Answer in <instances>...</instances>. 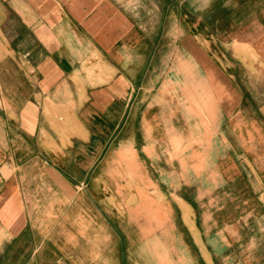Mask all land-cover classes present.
Returning a JSON list of instances; mask_svg holds the SVG:
<instances>
[{
  "label": "crops",
  "instance_id": "0c3cea01",
  "mask_svg": "<svg viewBox=\"0 0 264 264\" xmlns=\"http://www.w3.org/2000/svg\"><path fill=\"white\" fill-rule=\"evenodd\" d=\"M0 264H264V0H0Z\"/></svg>",
  "mask_w": 264,
  "mask_h": 264
},
{
  "label": "bare ground",
  "instance_id": "6f19581e",
  "mask_svg": "<svg viewBox=\"0 0 264 264\" xmlns=\"http://www.w3.org/2000/svg\"><path fill=\"white\" fill-rule=\"evenodd\" d=\"M192 228V227H191Z\"/></svg>",
  "mask_w": 264,
  "mask_h": 264
}]
</instances>
